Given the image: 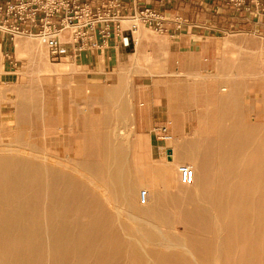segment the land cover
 <instances>
[{"label": "rangeland", "instance_id": "374dc122", "mask_svg": "<svg viewBox=\"0 0 264 264\" xmlns=\"http://www.w3.org/2000/svg\"><path fill=\"white\" fill-rule=\"evenodd\" d=\"M245 32L247 31L229 32L228 39L248 38ZM134 35L139 42L135 53L139 49L142 50V40L146 35H148L146 39L154 43H160L162 39L160 33L145 26H142ZM254 36L250 38L256 40L255 52L247 51L242 45L230 44L233 51L218 53L220 60L228 58L234 67L228 73L211 74L212 78L218 80L219 83L204 86L205 92L199 97L197 103L203 107L205 117L198 129L187 135L185 144L178 146L177 150L173 147L174 151L176 150L174 164L171 163L174 159L168 162L169 158L166 157L162 158L163 160L150 159L149 141L146 136L137 131L135 124L132 83L131 85L128 81L116 83L124 71L123 67L118 68V77L114 80L90 79L73 60L69 58L52 60L46 45L36 35L18 34L12 46V53L13 58L16 59L19 78L16 83L7 87L0 83V101L2 102L0 107H3L0 110V149L4 152L18 153L17 155L27 158H40L44 161L47 159L58 168L61 167L73 173L95 187L93 194L104 206L107 207L108 204L110 208L120 207V221L123 223L120 224L119 237H122L123 247L119 256H116V252H113L114 256L111 253L107 264H114L117 260L119 261L116 262L117 264H160L157 254H154L155 250H164V254L169 251L159 245L154 246V243L161 242V240L174 242V246L178 248L183 258L181 262L176 260V264L178 262L181 264H243V262L244 264H264V129L260 130L264 127V35L260 30H256V36ZM16 47L27 49L28 57L19 58L16 54ZM35 47L41 50L42 58H35L36 61H32L30 53ZM165 49H162L163 60L157 65L153 64V48L143 49L142 60L138 63L131 59L137 66L135 69L126 70L131 76V81L133 82L132 75L135 73L167 74V69H163L168 60V53ZM1 62L0 57V71H2ZM59 64L68 65L67 70L58 71L56 67ZM10 99L28 108L25 113H28L29 117L26 115L27 120L22 124L15 125L17 119L15 113L17 115L18 113L15 107L8 103ZM119 107L123 108L122 111ZM111 116H113L112 124L107 126L106 121ZM6 118H13L15 121L4 122ZM114 125H117L116 136L112 133ZM120 138L123 143H120L122 142ZM118 139L121 141L119 142ZM19 141H21L20 144ZM108 142L111 143V153L116 150L117 154L118 151L116 160L110 164L113 167L110 166V173L107 172L109 164L105 162V144ZM23 143L24 145L27 143V146ZM168 143H172V140ZM187 145H190L192 150L202 146L206 158L210 152L209 156L212 155V150L218 149L216 153L220 155L216 160L219 158L222 160L228 150L230 158L224 157L223 160L227 159L225 161L230 164L233 162L231 165L228 164V167L230 165V169L232 168L231 170L238 175L235 180L234 193L230 195L231 201L235 202L232 208L231 206L223 207L224 210H222V206L216 205L221 196L215 195L214 190L212 192L205 190L207 163L204 166L205 170L203 168L199 174H196V179L191 185H185L180 181L178 166L183 163L194 164L187 157L186 151L182 150ZM11 148L14 149L11 150ZM4 152L1 151L0 154ZM233 156L236 157L233 159ZM250 159L253 161L251 162ZM91 165L94 168L92 170H90ZM159 165H162V169L156 171V166ZM217 167L220 171L219 166ZM167 168H169V173L164 171ZM114 171L118 173L116 178ZM219 171L215 172V175ZM240 172H246L248 175L243 176ZM104 174L107 175L104 176ZM253 177L254 185L250 181ZM118 178L123 179L121 183L124 189L126 188L124 195L120 193ZM106 179L107 183H105ZM258 179L261 181L260 185ZM237 187L240 191H237ZM113 188L118 189L115 195L111 192ZM144 189L149 192L148 201L145 202L149 203L147 205L142 202L141 198V191ZM252 194L255 200L251 198ZM252 200L256 201V204L251 203ZM239 202H244V204L238 205ZM127 212H132L139 218H147L151 220V223H145L149 226L145 227L143 224V227L141 223L144 222L140 220L132 222L128 219ZM250 217H252L251 220ZM122 224L125 226L123 227ZM150 225L154 227V230ZM124 230L128 233L126 234ZM246 232H251L252 235ZM153 247L155 250L153 249L152 252ZM175 262L173 261V264ZM46 263H51L49 258L43 262V264Z\"/></svg>", "mask_w": 264, "mask_h": 264}, {"label": "bare ground", "instance_id": "6f19581e", "mask_svg": "<svg viewBox=\"0 0 264 264\" xmlns=\"http://www.w3.org/2000/svg\"><path fill=\"white\" fill-rule=\"evenodd\" d=\"M18 42H19V40H18ZM16 54L19 58H26V57H28L27 54H29V52L27 51V49L17 48ZM30 54L32 55L30 58V59H32V61L35 58H39V59L42 58V52L40 49H38V47H35V49ZM34 61H36V60H34ZM67 66L68 65L59 64V65H57L56 69L58 71H65V70H67ZM0 103H2V102L0 101ZM8 103L10 105L14 106L16 112L18 113V115L15 113V116H17L15 125H19V124H22L23 122H25L27 120L26 115H28V113H25L26 109H28L27 106L23 105L21 103H18L16 101H12L11 99ZM121 109H123V108H120V110ZM118 113L120 114V112H118ZM36 115H38V114L36 113ZM115 116H117V115L115 114ZM28 117H29V115H28ZM112 117L113 116H111V118L107 119V121H106L107 126H109V124H112ZM31 118L33 119V116H31ZM14 119H15V117H14ZM14 119L13 118H6V119H4V122L12 123L15 121ZM113 123H114V120H113ZM119 126H120V124H119ZM262 128L264 129V127H261L260 130H262ZM112 131H113L112 132L113 135L116 136L117 135V125H114V127L112 128ZM109 134H111V133H109ZM120 139H118L119 142L122 140V139L121 140ZM20 142L21 141H19V144H20ZM115 142H116V140H115ZM15 143H18V142H15ZM28 143H31V142H28ZM120 143H123V140ZM114 144H113V148H114ZM12 145H13V143H12ZM23 145H24V143H23ZM12 149H14V148H11V150ZM31 149H32V147H31ZM34 149H36V147ZM110 149H111V143L108 142L105 144V155H106V161L105 162H107V165L109 164V171H107L109 173L111 172L110 166H111V168H113L112 165H110V164L114 163L113 161H115L116 157L118 156L117 155L118 151H117V154H116V150H115V152L111 153ZM222 149H224V147ZM26 150H27V148H26ZM216 150L218 151V149H216V148H215V150H212L211 156H209V154L211 152L209 154L207 153L208 154L207 155V169L205 172V180L206 181L204 184H206L205 190H208V191L211 190V192H212V190H214L215 192L214 191L213 192L215 193V195H218L219 197L221 196V198L218 199V201L216 202V205L222 206V210H224L223 207H230L231 206V208H232V205L235 204V202L231 201L230 195L234 193L235 180H236V177H238V175L233 170H231L232 168L230 169V165L233 162L231 161L232 163L230 164L227 161H225V160L230 158V153H228V150H226L225 156H224L227 159L223 160L224 157H222V160H219L221 158L218 159L219 161L216 160V158L220 154L217 155L218 152ZM1 151L4 152V150L0 149V152ZM29 152H32V151H29ZM206 152H208V151H206ZM234 153H236V152H234ZM238 153H239V150H238L237 154ZM17 154H15L11 151L10 152H4L3 154H0V264H43L44 261L46 262L47 258L50 259V262L52 264H71L72 262L74 264H107L109 256L111 255V253H112V256H114L115 253L113 254V252H116V256H119V252L122 250V247H123L122 243H121L122 237L121 238L119 237V234L121 232L120 231V227H121L120 224L123 223L122 221H120V218H121V210H119L120 207H113L112 206L110 208V207H108V204H107V207L104 206L102 204V202H100L99 199L96 198L93 194L95 187L90 185L88 182L86 183V181H84L80 177L75 176L73 173L68 172L65 169H62L61 167L58 168L53 162H50L47 159H45L46 161H44L43 159L40 160V158L39 159L38 158L32 159L31 157L27 158V157L20 156ZM25 154H26V152H25ZM43 156H45V155H43ZM34 157H36V156H34ZM235 157L236 156H233V159ZM236 161H235V163H236ZM252 161L253 160H251V162ZM259 161H260V159H259ZM195 163L191 164V165L194 168L195 179H196L197 170H196ZM254 163H255V161H254ZM58 164H60V163H58ZM228 164H230L229 167H228ZM256 165H257V163H256ZM217 166H219L220 171L218 170ZM233 167H235L234 164H233ZM249 167H247V168L249 169ZM254 167H255V164H254ZM236 168H238V167L236 166ZM242 168H243V166H242ZM92 169H94V168L91 165L90 170H92ZM239 169H240V167H239ZM103 170H105V169L103 168ZM165 170L169 173V168L164 169V171ZM98 171H100V170H98ZM217 171H219V173H217L215 175V172H217ZM256 171H259V170H256ZM167 172L165 174H167ZM246 172H244V173L240 172V174H242L243 176H247L248 173H246ZM115 173H116V175H115V178H116L118 173L117 172H115ZM94 174H95V172H94ZM112 174H113V170H112ZM105 175H107V174H104V176ZM119 175H120V173H119ZM252 175H254V174L252 173ZM257 175H256V177H257ZM260 175L262 177V174H260ZM108 176H110V174ZM102 179H100V180H102ZM117 180L120 182L118 184V187L121 190L120 193L124 195L126 188L124 189V187L121 183V180H123V179L120 180L118 178ZM247 181H249V180H247ZM250 181H252V185H254V177ZM111 182H113V181L111 180ZM105 183H107V179H106ZM113 183H115V182H113ZM248 183H250V182H248ZM258 184L260 185L261 181ZM110 186H111V183H110ZM252 187H254V186H252ZM114 189L115 188H113L114 192L113 191H111V192L115 195L117 188L115 190ZM248 189H249V187H248ZM111 190H112V188H111ZM237 191H240V189L238 187H237ZM248 191L250 193V190H248ZM248 191H247V193H248ZM112 193H111V195H112ZM247 193L245 192L246 195H247ZM117 196H118V194H117ZM117 196H116V198L114 197L115 200L117 199ZM261 196H263V195H261ZM243 198H244V196H243ZM251 198H253L254 200L256 199L253 194L251 195ZM244 200L248 201V199H244ZM104 202H105V199H104ZM113 202H114V200H113ZM251 203L256 204V201L253 202V200H252ZM147 204H149V203H147ZM243 204H244V202L238 203V205H243ZM202 205H204V204H202ZM204 208H206V207H204ZM123 211H125V210L123 209ZM200 214H202V213H200ZM227 216L229 217L228 214H227ZM127 217L129 220H132V222L133 221L136 222L137 220L144 222L141 224H142V226L144 224L145 227H148L149 226L148 224L151 223L150 222L151 220L149 221V220H147V218L146 219L145 218H139L132 212H127ZM252 217H255V216H252ZM252 217H250V220ZM234 219H235V217H234ZM220 220H221V218H220ZM128 222H130V221H128ZM224 222H226V221H224ZM145 223H148V224L146 225ZM230 223H232V222H230ZM122 226L124 227L125 224H122ZM150 227H152V226L150 225ZM150 227H149V229H150ZM153 228L154 227H152V229ZM228 228H229V226H228ZM153 230H152V233L154 232ZM225 230H226V228H225ZM135 232H136V229H135ZM127 233L128 232H126V234ZM226 233H228V232H226ZM246 233L252 235L251 232L250 233L246 232ZM255 234H256V232H255ZM242 235H244V234H242ZM235 236H236V234H235ZM123 238H125V237H123ZM147 238H149V237H147ZM120 239H121V241H120ZM151 240H152V238H151ZM156 240L158 241V239H156ZM123 241H125V239ZM153 241H155V240L153 239ZM217 241H218V239H217ZM173 243L174 242H168V241H162V240H161V242L154 243V246L159 245L162 248H165V249L167 248L169 250V251L166 250L167 253L164 254L163 253L164 250L162 251L158 248L160 251L159 250L157 251L154 249V247L151 248L152 252H153V249L155 250L154 254H157L156 255L157 260L160 262V264H173V261L174 262L176 260L180 261L183 258L180 256L181 254H180L178 248H176ZM245 243H246V240H245L244 244ZM150 244H151V242H150ZM215 247H217V246H215ZM135 252H137V251H135ZM202 253L200 254V256L202 255ZM205 253L209 254V252H205ZM178 256H180L181 258L179 257L180 258L179 259ZM182 256H183V254H182ZM115 258H117V257H115ZM204 259L206 260V258H204ZM113 261H115V259ZM242 261H243V259H242ZM116 262H119V261L117 260V261H115V263ZM180 262H178V264ZM206 262H207V260H206ZM214 262H215V260H214ZM176 263L177 262H175L174 264H176ZM46 264H49V263H46ZM243 264H244V262H243Z\"/></svg>", "mask_w": 264, "mask_h": 264}, {"label": "crops", "instance_id": "0c3cea01", "mask_svg": "<svg viewBox=\"0 0 264 264\" xmlns=\"http://www.w3.org/2000/svg\"><path fill=\"white\" fill-rule=\"evenodd\" d=\"M104 1L93 0L91 8L95 9ZM120 1L124 5L122 13L125 15L149 7L166 18L167 30L160 33L161 42L147 40L146 35L142 40V50L153 48V64L157 65L163 60L162 49L166 48L168 60L163 69H167L168 73L154 75L135 73L132 75V82L126 70L137 68L132 60L138 63L144 53L141 49L135 53L136 46H123L119 36L112 38L110 49L106 52L99 54L90 49L85 50L76 58V63L88 78L95 80H114L118 77V68H124L116 83H124L127 80L130 85L132 83L135 124L137 131L149 141L150 159L163 160L166 157L169 158L168 162L174 159L171 163L175 164L178 146L185 144L187 135L196 131L205 117L203 107L197 103L205 92L204 86L219 83L211 74L228 73L234 67L228 58L220 60L218 53L233 51L230 44L242 45L247 51L255 52L256 40L250 36H256V30H260L264 35L263 10L262 8L257 10L259 18H256V8L251 11L245 9L237 11L227 0ZM235 30L247 31L245 33L248 38L228 39L229 32ZM16 66L17 63L2 59L0 83L7 87L17 82L19 74ZM2 108L1 106L0 110ZM165 120L172 121V143L159 140L155 134V127ZM169 150H173L171 155L168 154ZM182 150L186 151L187 157L193 163L196 162L197 174L205 169L207 158L202 146L192 150L191 146L187 145ZM158 169L161 170L162 165L156 166L155 170Z\"/></svg>", "mask_w": 264, "mask_h": 264}, {"label": "built area", "instance_id": "2783aa9c", "mask_svg": "<svg viewBox=\"0 0 264 264\" xmlns=\"http://www.w3.org/2000/svg\"><path fill=\"white\" fill-rule=\"evenodd\" d=\"M93 0H4L0 2V57L11 63L12 46L18 34L36 35L48 49L52 60L69 58L76 62L85 50L102 54L110 49L114 36H119L125 47H135L138 40L134 33L142 26L158 33L166 32V18L152 8L144 7L134 14L122 13L120 0H105L91 8ZM235 10L251 11L256 8L264 13V0H227ZM264 22V20H263ZM171 120L155 127L156 137L171 141ZM169 154V153H168ZM171 155V153L169 154ZM180 181L191 185L195 171L191 164L178 166ZM149 192L141 191L142 202L148 201Z\"/></svg>", "mask_w": 264, "mask_h": 264}, {"label": "water", "instance_id": "95a60500", "mask_svg": "<svg viewBox=\"0 0 264 264\" xmlns=\"http://www.w3.org/2000/svg\"><path fill=\"white\" fill-rule=\"evenodd\" d=\"M169 154L171 153V150H169V152H168Z\"/></svg>", "mask_w": 264, "mask_h": 264}]
</instances>
